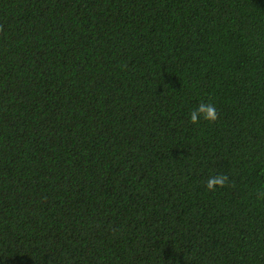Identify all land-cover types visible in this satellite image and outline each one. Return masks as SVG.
<instances>
[{"label":"trees","instance_id":"1","mask_svg":"<svg viewBox=\"0 0 264 264\" xmlns=\"http://www.w3.org/2000/svg\"><path fill=\"white\" fill-rule=\"evenodd\" d=\"M260 193L264 0H0V264H264Z\"/></svg>","mask_w":264,"mask_h":264},{"label":"clouds","instance_id":"2","mask_svg":"<svg viewBox=\"0 0 264 264\" xmlns=\"http://www.w3.org/2000/svg\"><path fill=\"white\" fill-rule=\"evenodd\" d=\"M201 119L208 122H215L218 119L216 108L208 103H201L194 111L190 113V123L197 124ZM228 181V177L225 175H216L210 177L206 181V188L208 191H214L217 187L223 188ZM259 195L264 196V193Z\"/></svg>","mask_w":264,"mask_h":264}]
</instances>
